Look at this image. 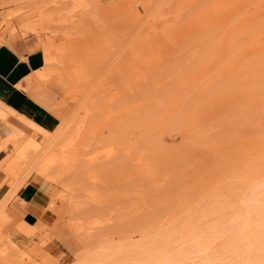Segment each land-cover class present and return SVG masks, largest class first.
<instances>
[{
	"label": "rangeland",
	"instance_id": "374dc122",
	"mask_svg": "<svg viewBox=\"0 0 264 264\" xmlns=\"http://www.w3.org/2000/svg\"><path fill=\"white\" fill-rule=\"evenodd\" d=\"M163 1L0 0V45L40 51L45 69L41 70L47 75L50 72L54 74L47 84L43 83L45 79L41 82L33 76L29 81L42 86L43 92L51 89L63 107L62 113L57 114L60 125L54 131H47L26 118L36 131L34 137L19 127L17 136H8L13 131L0 119L8 129L7 139L16 138L13 143H8L9 147L14 146V151L8 153L5 150L6 155L0 163L3 181L9 187L3 200L9 203L30 180L47 187L52 207L58 204L57 220L63 228L69 251L68 258L59 264H78L80 260L79 264H91L94 250L107 242L102 234L110 235L114 231L112 227L120 223L133 225L140 219L141 223L149 222L159 215L161 207L170 206L168 209L172 210L198 204L199 199L195 197L201 199L206 195L202 191L205 189V177L218 173L219 177L234 178L238 174L237 161L245 163L249 160L251 166L253 163V180L263 181L260 177L264 168L260 167L261 164L263 167L264 158L250 156L246 148L254 137L263 139L260 134L264 133V113L260 114L259 107L263 104L261 108L264 111L261 81L264 79L259 80L261 75H257L258 79L255 75L257 90L250 81L252 89L251 83L248 84L249 78L252 80L251 69L243 61L248 59L253 71L259 74L257 71L260 70L264 76V54L261 53L264 51V0L231 3L235 7L240 4L236 11L240 12L238 15L234 10L235 17L225 19L223 30L227 25L226 29L233 30L237 40L229 46L232 44L236 48H228L229 42H218L221 29L219 33L216 31L218 36L213 33V37L219 39H216L218 46L213 48L217 45V42L213 44L214 41L208 43V52L204 40L198 41L200 46L202 42L200 47L194 39H185L187 46L182 41V46L179 47V43L178 47L166 49L164 54L155 58V62L154 59L153 62L146 60L136 66L131 53L136 51V42L142 32L160 18L161 7L164 14L167 13L168 6H163ZM168 1L172 0L164 2ZM136 3L144 5L145 17H139L137 9L140 7ZM156 10L159 11L155 13ZM240 15H244L242 19ZM160 20L159 27H163L165 23ZM243 38L245 41L248 39L241 48L238 44L241 41L245 43ZM247 42L253 48L247 46ZM251 55L252 61H249ZM256 56H261L263 61L258 57L257 60ZM255 61H262L260 67L256 68ZM125 62L130 66L125 68ZM73 65L87 70L85 75L88 77L81 84L75 85L64 73L65 68ZM255 72L251 71V74ZM246 73H249L248 79ZM242 78L244 84L249 85L244 89L243 84V93L242 86L241 89L238 87L239 92L236 89L237 84L242 85ZM245 90L247 94H244ZM43 95L49 101L47 104L56 111V103ZM65 95H70L68 99L72 101L63 102ZM249 99V107H246L244 102ZM259 99H263V103L260 104ZM240 110H245L244 115ZM245 117L249 118L248 122ZM259 118L260 124L255 123ZM68 140L74 143L70 147L66 145ZM262 181L257 184L258 188L254 186L255 191L264 190ZM209 185L205 187L210 188ZM197 190L204 195L195 193ZM5 208L6 205L0 207V216ZM155 209L156 213L159 212L157 215ZM163 215L161 212L159 218ZM255 219L254 229L263 228L256 232L261 239L264 224ZM18 229L28 238L37 232L34 227L25 225ZM89 230L92 234H102L91 238L93 242L89 238L85 243ZM117 235L114 232L109 238H114L117 246L122 245ZM132 236L133 241H137V233ZM46 240V237H40L38 243L21 249L0 230V264H51L53 260H47L42 250ZM255 248L258 256L263 253L261 241ZM53 259L58 264V259Z\"/></svg>",
	"mask_w": 264,
	"mask_h": 264
},
{
	"label": "bare ground",
	"instance_id": "6f19581e",
	"mask_svg": "<svg viewBox=\"0 0 264 264\" xmlns=\"http://www.w3.org/2000/svg\"><path fill=\"white\" fill-rule=\"evenodd\" d=\"M164 1H166V0H164ZM164 1H163V6L167 5L168 10H167V13L164 14V12H163L164 8L161 7L160 12L162 14L160 12L158 13L159 14L158 16L160 17L158 19L159 20L161 19L160 21H162V19H163V22L165 24L163 27H159L160 22H158V19H156L153 22H151V25L149 26V28H147V30H145L146 32H144V33L142 32L141 36L138 38V40L136 42V47L134 49L136 51L134 53L133 52L131 53L133 55V56H131V59H132V61H136V66H137V64L139 65V63L142 64L141 63L142 61H143V63H145L146 60H148V62H150L152 60V62H153V59H154V62H155L156 61L155 58L159 55L164 54L166 49L173 47V46L176 47L180 42H182L185 39H188V40L194 39L195 40L194 43H196L197 45L199 44V42L201 40H204L203 41L204 44L207 43V45H206L207 52H208V43L210 44V42L214 41L213 44H215L217 42V40H219V39H220V41H218V42H222L223 44L229 42L228 48H231V47L234 48L235 47V45H234V47L231 46L237 40V39L236 40L234 39L235 34L233 33V30L232 29H226L229 25H227V27L225 26L226 27L225 31L223 30V27H224L225 19L228 16H230V17L234 16L233 15L234 10H235L236 14H238L240 12V11L238 13L236 12L237 9L240 7V4H238L236 7L233 4L236 2H240L242 0H172L171 2L170 1L164 2ZM144 3H145V1H144ZM152 3L153 2H151V5H152ZM231 3H233V4H231ZM140 5L141 4L138 5L140 7V9H137V11L139 13L138 15H139V17H145L146 12L143 10L145 8L142 9V6L146 5V3L144 5L143 4L141 6ZM232 5L234 8L232 7ZM157 11H159V10H156L155 13ZM244 15H246V14H244ZM154 16L155 15H153V17ZM156 16H157V14H156ZM243 16H241V19L243 18ZM151 17H152V15H151ZM165 18H166V20H164ZM233 21L237 22L235 18H233ZM234 23H232L230 25H233ZM221 29H222V33L218 34L220 36V38L218 39L217 38L218 35H217L216 31H218V33H219V30H221ZM213 33H216V35H217L216 38H215V36L213 37ZM207 34H210V35H207ZM246 35L247 34H245V36ZM208 37H210V39ZM251 37H253V36H251ZM236 38H237V36H236ZM245 38H243L245 43H242V41L240 40L241 42L238 41V43L240 42L241 45H240V43L238 44L237 42H236V45L238 44L242 48L243 44H246V41L248 39L247 38L245 41ZM185 41H187V40H185ZM185 41H183L182 43H184L186 45L188 41L187 42H185ZM190 41L192 42V40H190ZM218 42H217V45H214L213 48L218 46ZM190 43H188V44H190ZM230 43H232V44L229 46ZM219 44H221V43H219ZM238 45H237V47H238ZM248 45L250 47V43L247 42V46ZM94 46H95V44H94ZM180 46H182L181 43H180L179 47ZM199 46H200V44H199ZM201 46H202V42H201ZM220 48H225V47H220ZM241 51H244V50H241ZM261 53L264 54V51ZM244 54H245V51H244ZM251 54H253V53H251ZM241 55H242V52H241ZM241 57H243V56H241ZM252 57H253V55H251L249 57V61H252ZM257 57L260 58L259 60L263 61V59H261L262 58L261 56H256V59L258 60ZM256 61H255V63H256ZM262 61H259L261 63H256L257 65L254 63L256 65V68L258 66L260 67V65L262 64ZM125 63H124V65H125ZM243 63H245L244 64L245 66L248 65L249 69H251L252 72H255V70L253 71L254 67H253V69L251 68L252 66H250L251 63L248 62V59L247 60L244 59ZM126 65H125L126 67L124 66L125 68L130 66L129 63H126ZM263 65H264V61H263ZM131 66H132V63H131ZM263 68H264V66H263ZM48 69H50V68H48ZM44 70H41L39 72L40 74L37 72L33 73L31 75V77L32 76L36 77L37 80H38V78L40 80L45 79V80H43V83L45 81V83L47 84L49 82L48 79L50 77H52L54 73L50 74L52 72L49 71L50 73L47 75V73L44 72ZM251 71H250V75H251L252 80L249 78L248 84L251 83L250 81H253L252 82L253 85H254V83L258 84L257 79L259 77H257V75H261V78L259 80L264 79V76L262 74H260L261 73L260 70L257 71V72H259V74H257L256 72H255V74L254 73L251 74ZM86 72H87V70L85 67L73 65V66L67 67V69L65 68L64 73H66L67 77L71 80L72 83H74L75 85H78V84H81L88 77V74L85 75ZM245 72H246V70L244 71V74H245ZM90 74L91 73H89V75ZM244 74H242L241 77H243ZM255 75H256L257 79H254ZM246 76H247V78L245 76H244V78L248 79L249 73L248 74L246 73ZM42 80H41V82H42ZM261 81H262L263 86H264V80H261ZM35 82H36V80H35ZM241 83H242V85L237 84L236 89L239 92L238 87L240 86L239 89H241V86H242V92L241 93H243V90L247 86L249 87V85L246 86L244 84V79ZM252 83L250 86L252 87V89H254ZM243 84L245 87L243 86ZM256 85H254V87ZM233 86L235 87V85H233ZM243 87H244V89H243ZM261 88H259V89H261ZM255 90H257L256 87H255ZM216 91H217V89H216ZM246 91L247 90H245L244 94H247ZM69 93L70 92H68L67 94H69ZM72 93H73V91H72ZM251 93H253V91H251ZM251 93H250V96H251ZM68 96H70V95H67L66 96L67 98L64 97L63 102L66 103V100H68V101L70 100V98L68 99ZM258 98H259V96H258ZM263 99H261V100L263 101ZM247 100H248V97H247ZM247 100L244 102V104H247L246 107H249L248 105L250 103V99H249V101H247ZM261 100L259 99L260 104L262 102ZM68 101H67V103L70 104ZM70 101H72V99ZM251 104H250V106H252ZM262 106H263V104H262ZM262 106L260 105V107H259L261 109L260 114L264 113L263 109L261 108ZM244 107H245V105H244ZM242 108H243V106H242ZM245 108H243V109H245ZM260 109H259V112H260ZM56 111H57V114L62 113V112H60L58 107H57ZM240 111H242V110H240ZM244 112H245V110L242 111V114ZM239 115H240V112H239ZM248 115L251 116L252 114L250 113ZM250 116H248V117H250ZM253 117H250V118L253 119ZM0 119L2 121L4 120L7 124V127H9V129H12V131H13V133L11 131L12 135H8V136H13V137L17 136V132H16L17 127H19V129L20 128L21 129L24 128V130L26 129V131H28V133H31L33 135V137L35 135V132H36L35 129L32 127V125L28 122V120L24 116L17 115L15 111H13L12 109H10L9 107L5 106L2 103H0ZM241 120H242V118H241ZM259 120H260V118L258 120L256 119L255 123H257V122L259 123ZM246 121L248 122L249 118L248 119L246 118ZM255 123L253 125H255ZM77 124H79V123H77ZM79 129L80 128L78 127V130ZM23 133H25V132H23ZM31 134H30V136H32ZM64 136H66V132L64 133ZM260 136L263 137V139H259L258 136L254 137V139L252 137V139H253L252 143H250L249 146H247V148H246V151L249 153V155L254 157V158H257V157L264 158V133H263V135L260 134ZM15 139L16 138H13L12 140H15ZM20 139H22V138H20ZM252 139L250 138V140H252ZM12 140H10V137H9V139H7V137L4 138L0 142V151L2 152V151L6 150V151H8V153H12L14 151V148H13L14 146L12 147L10 145V147H9V144H11L9 141L12 142ZM19 140H18V142H19ZM61 142L62 141H60L59 143H61ZM62 144H63V142H62ZM73 144L74 143L71 140L70 141L68 140L66 142V145H68V147L72 146ZM52 148L53 147L51 146L50 149H52ZM3 160H4V158H3ZM3 160L1 162H3ZM82 162H83V160H82ZM88 162H89V159H88ZM262 162H264L263 159H262ZM2 165H3V163H2ZM47 165L44 168H46ZM252 166H253V163H252ZM252 166H251V162H249V160H247L245 163L243 160L237 161L235 163V167H236L238 174L234 175V178L233 177L232 178L219 177L221 175H219L218 173H212V174L207 175L208 177H205L204 184H203V187L205 189L202 190L204 193L206 192V195L202 196V194L204 195V193L201 191H198V190L195 192V193L198 192V195L202 196L201 199L199 196L197 198L195 197V199H197V200L199 199L198 204L196 203L194 205V203H193L192 206H185V207L182 206L183 208H180L181 207L180 206V207H177V208L172 209V210L168 209L170 206L169 207L165 206V208L161 207L159 209L168 210V211L159 210L160 213L157 212V213H159V215L156 216L155 218H153L152 221H149V222L145 221V222L141 223V221H140L141 219L139 218L140 223H138L139 221H136L137 224L135 223L133 225L132 224L125 225L126 223H124V224L120 223L119 225H116V227H112V229L114 231L110 230V231H113L112 233L110 232V235L111 234L113 235L114 232H117V234H118L117 239L119 240V242L122 245L118 244V246H117L114 242V238L110 239L109 238L110 235H108L107 233H104V232H103L104 234L101 233L102 235L106 236L104 238H105V240H107V242H105V246H101V245L97 246V248L94 250V259L92 258L93 262H91L92 260L90 261L91 264H97L100 261H103L104 264H264V260L262 261L261 258L259 257V256H261L262 259H264L263 258L264 257V236L263 237L261 236L262 237L261 239H260V235L256 236L257 235L256 232L260 228L254 229V227H253V226H255L254 224L257 220L255 218L260 219V221L258 223L263 222V224H264V190L255 191V189H254V186L257 187V184L261 183V181H262L261 179H263V181H264V178H262V174H264V173L261 174V177H260L261 181H259L260 183L254 181L253 180L254 178L252 177ZM260 168L261 169L264 168V163H263V167L261 164ZM261 169L258 170L257 172L260 173L259 171H261ZM254 174H255V172H254ZM253 176L255 177L256 175H253ZM90 178H91V176H90ZM255 179H256V177H255ZM253 182L254 183L256 182V183L254 184ZM209 184H212V185L210 186ZM206 185H209L210 188H206L205 187ZM230 186H232V189H229ZM260 187H261V185H260ZM199 192L201 194H199ZM196 196H197V194H196ZM184 199H186V196L184 197ZM188 200H187V203L189 202ZM157 204H159V203L157 202ZM159 206H161V205H159ZM87 209H89V208H87ZM132 210H134V209H132ZM156 210L157 209H155V213H156ZM161 212H163L164 215L161 216V218H159ZM157 213H156V215H157ZM154 215H153V217H154ZM77 218H78V216H77ZM70 221L72 222V220H70ZM19 229H21V228H19ZM262 229H260V230H262ZM86 230L88 231V229H86ZM28 232H29V230H28ZM91 232L92 231L89 230V233H86V235L84 233H82L87 238V240L85 238V243L88 242V240H90L91 238L94 239V237L101 235V234L98 235L97 233L92 234L93 232L92 233ZM135 232L138 235L137 241H133L132 234ZM105 234H107L108 236ZM263 234H264V232H263ZM104 238H102V240ZM102 240H101V242H102ZM258 240L261 241L262 246H263V251H262L263 256H262V254L259 256H258V254H255L256 253L255 252L256 244L259 246V243H260V241H258ZM89 242H91V241H89ZM92 242H93V240H92ZM112 250H113V253L110 252ZM257 253H258V251H257ZM256 255L258 256V258H256ZM88 260H89V257H88ZM80 262H82V261L80 260ZM100 263H102V262H100ZM100 263H98V264H100Z\"/></svg>",
	"mask_w": 264,
	"mask_h": 264
},
{
	"label": "crops",
	"instance_id": "0c3cea01",
	"mask_svg": "<svg viewBox=\"0 0 264 264\" xmlns=\"http://www.w3.org/2000/svg\"><path fill=\"white\" fill-rule=\"evenodd\" d=\"M43 67L40 51H26L23 46L0 45V103L41 128L54 131L59 127L60 119L56 111L47 104L49 101L43 94L56 103L60 112L63 107L51 89L44 93L42 86L29 81L31 75ZM7 132L5 123L0 120V142L7 137ZM5 155L4 151L0 152V162ZM1 168L0 164V170ZM3 179L0 171V207L6 205L4 214L0 216L1 233L18 243L21 249L38 243L40 237H46V244L42 248L46 259L53 260L51 264H56L53 258L58 259V264L63 263L68 258L69 251L63 228L57 220L58 204L55 203L52 207L50 191L46 186L30 180L6 204L3 199L9 187ZM20 225L34 227L37 232L32 238H28L19 233Z\"/></svg>",
	"mask_w": 264,
	"mask_h": 264
}]
</instances>
